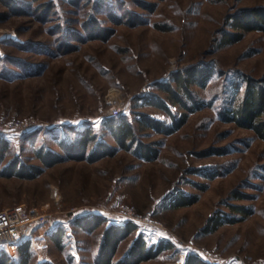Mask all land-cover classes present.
<instances>
[{
  "label": "rangeland",
  "instance_id": "374dc122",
  "mask_svg": "<svg viewBox=\"0 0 264 264\" xmlns=\"http://www.w3.org/2000/svg\"><path fill=\"white\" fill-rule=\"evenodd\" d=\"M143 1L155 3L154 10L138 0H52L53 9L42 16L35 10L38 4L31 3L28 13L0 22V121L29 124L26 131L8 134L11 145L1 166L15 156L40 164L33 151L42 145L64 155L59 141L77 138L87 128L96 135L88 151L99 141L116 146L105 125L112 117V101L123 102L121 116L127 120L139 112L165 119V112L148 104L146 97L167 98L159 85L175 84L174 75L191 66L212 68L205 87L193 86L206 105L171 134L139 128L142 141L160 142L154 160L119 149L94 162L66 159L35 179L0 177V214L45 217L33 229L34 240H44L43 249L39 256L31 245L28 264H97L103 232L107 225L125 221L117 214L124 206H133L142 220L155 224L139 221L138 229L121 242L116 262L143 233L150 242L165 239L174 247L139 264H185L190 252L211 264H261L264 141L224 121L220 111L242 96V75L264 76V32L249 31L225 46L220 41L223 29H229V14L264 5V0ZM4 9L0 4V11ZM113 13L123 21L115 23ZM128 13L138 22L131 23ZM92 17L113 29L111 36L73 39L72 31L87 34L85 22ZM67 43L76 44L77 50L65 52ZM31 131L35 136L25 140ZM214 172L220 174L207 176ZM181 191L199 198L175 207L173 198ZM236 205L247 206L251 213H239ZM86 214L105 221L91 232L75 227L73 221ZM213 214L235 221L207 231ZM60 228L62 248L50 238ZM207 253L215 257L208 259ZM19 259L18 252L11 256L13 264Z\"/></svg>",
  "mask_w": 264,
  "mask_h": 264
},
{
  "label": "trees",
  "instance_id": "16d2710c",
  "mask_svg": "<svg viewBox=\"0 0 264 264\" xmlns=\"http://www.w3.org/2000/svg\"><path fill=\"white\" fill-rule=\"evenodd\" d=\"M79 3V0H73ZM38 4L35 10H40L42 16L51 12L52 0H0V4L5 8L0 11V22L7 20L11 16L22 15L28 13V8L32 4ZM139 5L153 11L155 3L138 0ZM28 7V8H27ZM33 10L34 12H36ZM32 12V11H31ZM115 23L122 22V16L112 14ZM131 23H137V18L133 17V13L127 14ZM226 25L229 29H223L221 34L220 46H225L241 40L244 35L252 30L264 32V5L243 7L236 12L231 13L226 18ZM85 30L87 34L70 31L73 39L83 41L85 38L108 39L113 29L100 25L96 17H92L85 22ZM59 31H63L60 29ZM66 32V36L70 34ZM70 37V36H69ZM76 44H66L65 52H73L77 50ZM30 68V67H29ZM6 71V70H5ZM14 73V72H13ZM212 77V68L209 66H191L172 78V82L160 84L159 88L167 94V98H162L156 94H150L146 97V102L153 105L166 114V118L155 117L145 112H139L134 120H127L123 116L108 117L105 125L110 129L111 137L116 141L117 145L108 144L105 141H99L91 151H88L91 142L96 141V135L92 134L89 128L83 130L80 136L71 140H60L59 147L64 155L59 152L42 145L36 148L33 153L40 164H34L22 160L19 156H15L9 162L1 166L7 158V152L10 149V140L8 134L0 133V177H17L21 179H35L47 168L64 161L66 159L87 160L94 162L105 156H114L119 149L133 151L138 157L151 161L159 156L160 142H144L139 138L138 130L152 129L156 132L168 135L181 128L187 121L191 112L201 109L206 105L204 99L200 98L193 90L194 85L205 87ZM244 91L242 96L235 104L223 105L220 116L224 121L234 122L237 126L249 129L254 132L256 137L264 141V76L253 77L247 74L242 75ZM174 107H178L182 112L174 111ZM138 123L139 127L135 125ZM36 132H27L24 139H31ZM220 153V152H219ZM220 172H214L207 176L214 178ZM202 187L201 189H205ZM198 194H187L181 191L173 198L175 207L191 205L198 200ZM236 211L243 215H248L251 210L245 205L233 206ZM105 219L96 214H86L77 217L73 221L75 227H79L86 232L94 231L99 228ZM235 219L223 218L219 214H213L208 218L205 230H216L225 222H234ZM138 229V224L132 221H124L122 223H111L106 226L101 244L99 247L96 262L97 264H139L142 261L149 260L159 256L162 252L172 249L174 244L165 239L157 242H150L143 233L131 243L123 260L116 262L114 256L121 242L128 238ZM63 229H57L50 236L53 243L58 247L63 246ZM31 242L23 241L18 245V255L20 257L17 264H28L30 255ZM0 264H13L11 257L5 251L0 249ZM41 264H54L44 261ZM185 264H211L204 260L197 253L190 252L186 258Z\"/></svg>",
  "mask_w": 264,
  "mask_h": 264
},
{
  "label": "built area",
  "instance_id": "2783aa9c",
  "mask_svg": "<svg viewBox=\"0 0 264 264\" xmlns=\"http://www.w3.org/2000/svg\"><path fill=\"white\" fill-rule=\"evenodd\" d=\"M112 106L109 108V115L111 116H121L124 113L125 106L121 101H112ZM19 120H15L9 123H3L0 121V133L11 134L17 130L26 131L29 129V124L22 126ZM30 214V212H29ZM28 213H21V215L14 219L8 217L3 213L0 214V248L15 246L22 241L32 240L34 241L35 236L33 234V229L41 223L45 222V217L41 218L39 216H29ZM125 221H133L139 223V221H144L147 224L154 225L153 220H142L133 206L120 207L117 213ZM208 259H213L215 256L213 254L207 253ZM261 264H264L261 263Z\"/></svg>",
  "mask_w": 264,
  "mask_h": 264
},
{
  "label": "crops",
  "instance_id": "0c3cea01",
  "mask_svg": "<svg viewBox=\"0 0 264 264\" xmlns=\"http://www.w3.org/2000/svg\"><path fill=\"white\" fill-rule=\"evenodd\" d=\"M42 235L43 234H39L38 236H37V239L38 238H41L42 237ZM27 241V240H26ZM30 241V240H29ZM23 242V241H22ZM21 242V243H22ZM20 244V243H19ZM19 244H17V245H15V246H8V247H2V248H0V249H2V250H5L8 254H9V256L11 257V256H15L16 254H17V249H18V245ZM41 244H44V240L43 239H41V241L40 242H38L37 243V241L36 240H34V241H31V245H33L34 246V249H33V251L34 250H36V252H37V254L40 256V254H41V248L43 249V245H41Z\"/></svg>",
  "mask_w": 264,
  "mask_h": 264
}]
</instances>
